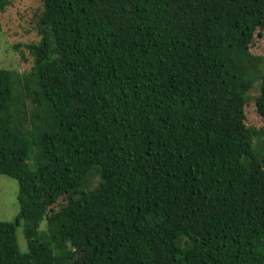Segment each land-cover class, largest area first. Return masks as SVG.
Masks as SVG:
<instances>
[{
  "label": "trees",
  "instance_id": "1",
  "mask_svg": "<svg viewBox=\"0 0 264 264\" xmlns=\"http://www.w3.org/2000/svg\"><path fill=\"white\" fill-rule=\"evenodd\" d=\"M42 1L32 70L0 68V264H264V0Z\"/></svg>",
  "mask_w": 264,
  "mask_h": 264
},
{
  "label": "rangeland",
  "instance_id": "2",
  "mask_svg": "<svg viewBox=\"0 0 264 264\" xmlns=\"http://www.w3.org/2000/svg\"><path fill=\"white\" fill-rule=\"evenodd\" d=\"M0 68L15 72L21 76L27 75L34 66V58L27 45L38 44L42 36L40 34L39 20L43 11L42 0H0ZM250 52L261 58L264 66V32L258 30L254 36ZM261 83L257 82L249 93L248 103L245 107L246 126L259 131V138L263 139L264 119L257 111L256 98L260 95ZM28 114L33 107L27 105ZM31 115V114H30ZM255 148L260 151L264 162V150L262 144L256 139ZM99 181L94 177L88 185L94 188ZM64 202L60 198L58 203L49 208V213L59 210L58 205ZM20 212L19 184L5 175H0V221L14 222ZM40 232L47 233V223L41 224ZM18 242L22 253L29 252L28 240L25 237V223L18 227Z\"/></svg>",
  "mask_w": 264,
  "mask_h": 264
}]
</instances>
